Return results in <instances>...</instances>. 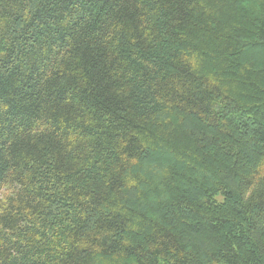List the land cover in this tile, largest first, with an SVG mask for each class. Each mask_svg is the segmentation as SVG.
Listing matches in <instances>:
<instances>
[{
    "label": "trees",
    "instance_id": "1",
    "mask_svg": "<svg viewBox=\"0 0 264 264\" xmlns=\"http://www.w3.org/2000/svg\"><path fill=\"white\" fill-rule=\"evenodd\" d=\"M0 264H264V0H0Z\"/></svg>",
    "mask_w": 264,
    "mask_h": 264
}]
</instances>
